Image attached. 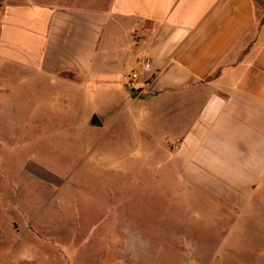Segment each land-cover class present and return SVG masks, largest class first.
Segmentation results:
<instances>
[{
    "label": "rangeland",
    "instance_id": "374dc122",
    "mask_svg": "<svg viewBox=\"0 0 264 264\" xmlns=\"http://www.w3.org/2000/svg\"><path fill=\"white\" fill-rule=\"evenodd\" d=\"M62 77L0 58V264H264V216L178 191L121 77Z\"/></svg>",
    "mask_w": 264,
    "mask_h": 264
},
{
    "label": "crops",
    "instance_id": "0c3cea01",
    "mask_svg": "<svg viewBox=\"0 0 264 264\" xmlns=\"http://www.w3.org/2000/svg\"><path fill=\"white\" fill-rule=\"evenodd\" d=\"M0 58L55 80L139 71L130 105L159 114L176 189L264 216V0H0Z\"/></svg>",
    "mask_w": 264,
    "mask_h": 264
},
{
    "label": "built area",
    "instance_id": "2783aa9c",
    "mask_svg": "<svg viewBox=\"0 0 264 264\" xmlns=\"http://www.w3.org/2000/svg\"><path fill=\"white\" fill-rule=\"evenodd\" d=\"M142 71H148L150 68V65L148 62H142L140 64ZM139 78H140V72L137 70L131 71L129 74L122 77V84L123 86L129 91L131 94H134L139 90Z\"/></svg>",
    "mask_w": 264,
    "mask_h": 264
},
{
    "label": "water",
    "instance_id": "95a60500",
    "mask_svg": "<svg viewBox=\"0 0 264 264\" xmlns=\"http://www.w3.org/2000/svg\"><path fill=\"white\" fill-rule=\"evenodd\" d=\"M91 126L96 128H102V122L99 120V118L94 114L91 117Z\"/></svg>",
    "mask_w": 264,
    "mask_h": 264
}]
</instances>
